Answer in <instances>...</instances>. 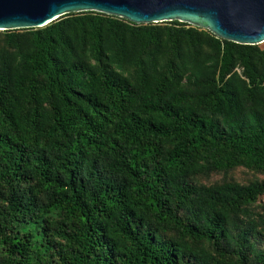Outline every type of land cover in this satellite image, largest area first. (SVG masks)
Masks as SVG:
<instances>
[{
    "label": "trees",
    "instance_id": "16d2710c",
    "mask_svg": "<svg viewBox=\"0 0 264 264\" xmlns=\"http://www.w3.org/2000/svg\"><path fill=\"white\" fill-rule=\"evenodd\" d=\"M264 44L95 12L0 32V264H264Z\"/></svg>",
    "mask_w": 264,
    "mask_h": 264
},
{
    "label": "water",
    "instance_id": "95a60500",
    "mask_svg": "<svg viewBox=\"0 0 264 264\" xmlns=\"http://www.w3.org/2000/svg\"><path fill=\"white\" fill-rule=\"evenodd\" d=\"M95 12L138 25L179 21L241 45L264 44V0H0V32Z\"/></svg>",
    "mask_w": 264,
    "mask_h": 264
},
{
    "label": "rangeland",
    "instance_id": "374dc122",
    "mask_svg": "<svg viewBox=\"0 0 264 264\" xmlns=\"http://www.w3.org/2000/svg\"><path fill=\"white\" fill-rule=\"evenodd\" d=\"M189 26H192V25H189ZM200 29L205 30L203 28H200ZM18 31H22V30H18ZM1 32H9V31H1ZM255 181L264 182V174L255 173V172L246 170L244 168H239V169L230 171L228 173H223V172L222 173H212L208 176H199L196 179V182L198 184H204V185H213V184H222V183L224 184L228 182H235L240 185H249L250 183L255 182ZM259 206L260 207L257 209V211L261 212L264 209V198L259 202ZM260 245L262 248H264V242H261Z\"/></svg>",
    "mask_w": 264,
    "mask_h": 264
}]
</instances>
